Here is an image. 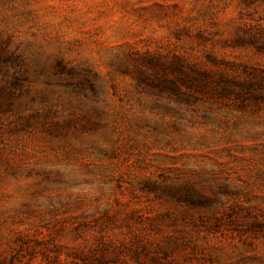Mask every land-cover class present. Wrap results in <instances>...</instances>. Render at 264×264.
Returning <instances> with one entry per match:
<instances>
[{"label": "rangeland", "instance_id": "obj_1", "mask_svg": "<svg viewBox=\"0 0 264 264\" xmlns=\"http://www.w3.org/2000/svg\"><path fill=\"white\" fill-rule=\"evenodd\" d=\"M20 246L264 264V0H0V251Z\"/></svg>", "mask_w": 264, "mask_h": 264}, {"label": "trees", "instance_id": "obj_2", "mask_svg": "<svg viewBox=\"0 0 264 264\" xmlns=\"http://www.w3.org/2000/svg\"><path fill=\"white\" fill-rule=\"evenodd\" d=\"M193 79L199 81L200 84H206L208 79L204 73L196 72L192 74ZM257 86L255 78L245 80L242 84L238 85L240 91L254 89ZM234 85L227 84L223 86L221 96L224 91L234 89ZM47 253L43 252L41 258L38 254L40 251L36 248H27L25 246L11 247L7 250L0 251V264H120L112 263L105 253H92L88 256L75 255L62 256L61 251H54L49 249Z\"/></svg>", "mask_w": 264, "mask_h": 264}]
</instances>
